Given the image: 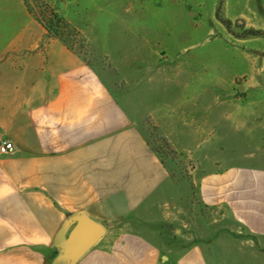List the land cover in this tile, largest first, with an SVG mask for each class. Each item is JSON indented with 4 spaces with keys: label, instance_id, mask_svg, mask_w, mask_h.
Listing matches in <instances>:
<instances>
[{
    "label": "rangeland",
    "instance_id": "374dc122",
    "mask_svg": "<svg viewBox=\"0 0 264 264\" xmlns=\"http://www.w3.org/2000/svg\"><path fill=\"white\" fill-rule=\"evenodd\" d=\"M45 1L82 33L62 29L168 171L171 225L192 227L210 264H264V237L238 218L253 194L264 199V36L235 37L216 17L219 0ZM222 15L235 33L264 30V0H224ZM42 34L56 39L24 0H0L3 56Z\"/></svg>",
    "mask_w": 264,
    "mask_h": 264
},
{
    "label": "crops",
    "instance_id": "0c3cea01",
    "mask_svg": "<svg viewBox=\"0 0 264 264\" xmlns=\"http://www.w3.org/2000/svg\"><path fill=\"white\" fill-rule=\"evenodd\" d=\"M46 37L0 53V131L15 146L0 160V264H51L83 214L106 234L75 264H210L192 227L168 220V171L131 116L92 66ZM154 204L163 226L150 222ZM238 218L264 237L260 195Z\"/></svg>",
    "mask_w": 264,
    "mask_h": 264
},
{
    "label": "water",
    "instance_id": "95a60500",
    "mask_svg": "<svg viewBox=\"0 0 264 264\" xmlns=\"http://www.w3.org/2000/svg\"><path fill=\"white\" fill-rule=\"evenodd\" d=\"M75 226L63 239L51 264H68L81 260L106 234L104 225L90 216H74Z\"/></svg>",
    "mask_w": 264,
    "mask_h": 264
},
{
    "label": "trees",
    "instance_id": "16d2710c",
    "mask_svg": "<svg viewBox=\"0 0 264 264\" xmlns=\"http://www.w3.org/2000/svg\"><path fill=\"white\" fill-rule=\"evenodd\" d=\"M28 9V12L42 25L46 30V34L53 36L54 38L63 42L69 50L74 51L66 43V37L64 36L62 29H65L68 34H73L75 36H82V33L74 28L64 17H62L58 12H56L45 0H38L40 7L43 8L42 13H37L32 8L28 0H24ZM224 5V0H219V6L216 12L217 19L228 29L237 38H247L249 36H264V30H257L253 28L245 29L241 34L235 33L232 31L233 21L227 18H224L222 15V9Z\"/></svg>",
    "mask_w": 264,
    "mask_h": 264
},
{
    "label": "built area",
    "instance_id": "2783aa9c",
    "mask_svg": "<svg viewBox=\"0 0 264 264\" xmlns=\"http://www.w3.org/2000/svg\"><path fill=\"white\" fill-rule=\"evenodd\" d=\"M14 143L0 131V160L14 151Z\"/></svg>",
    "mask_w": 264,
    "mask_h": 264
}]
</instances>
